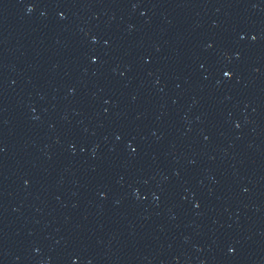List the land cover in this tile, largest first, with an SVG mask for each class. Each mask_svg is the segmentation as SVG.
I'll return each instance as SVG.
<instances>
[{
    "label": "water",
    "instance_id": "95a60500",
    "mask_svg": "<svg viewBox=\"0 0 264 264\" xmlns=\"http://www.w3.org/2000/svg\"><path fill=\"white\" fill-rule=\"evenodd\" d=\"M0 264H264V0H0Z\"/></svg>",
    "mask_w": 264,
    "mask_h": 264
}]
</instances>
